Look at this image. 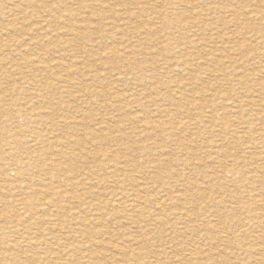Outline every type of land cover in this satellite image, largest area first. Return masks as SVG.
<instances>
[{
	"label": "rangeland",
	"instance_id": "rangeland-1",
	"mask_svg": "<svg viewBox=\"0 0 264 264\" xmlns=\"http://www.w3.org/2000/svg\"><path fill=\"white\" fill-rule=\"evenodd\" d=\"M0 228V264H264V0H0Z\"/></svg>",
	"mask_w": 264,
	"mask_h": 264
},
{
	"label": "bare ground",
	"instance_id": "bare-ground-1",
	"mask_svg": "<svg viewBox=\"0 0 264 264\" xmlns=\"http://www.w3.org/2000/svg\"><path fill=\"white\" fill-rule=\"evenodd\" d=\"M59 17V16H58ZM261 20H262V18H261ZM44 21V20H43ZM14 34V33H13ZM12 36V35H11ZM58 36V35H57ZM48 37H50V36H48ZM5 39H6V37H5ZM49 39V38H48ZM82 40V39H81ZM8 41V40H7ZM81 42V41H80ZM9 43V42H8ZM7 43V44H8ZM10 43H12V42H10ZM14 43H16V41L14 42ZM9 45V44H8ZM22 53V52H21ZM22 55V54H21ZM34 55V54H33ZM33 55H31V57L33 56ZM43 56V55H42ZM59 56V55H58ZM34 57V56H33ZM32 57V58H33ZM30 58V57H29ZM28 57H27V59H29ZM36 58V57H35ZM81 60V59H80ZM115 60V59H114ZM34 61V60H33ZM43 61V60H42ZM42 63V62H41ZM46 62H44V64H45ZM66 63V62H65ZM70 63V62H69ZM44 64H42V65H44ZM67 64V63H66ZM183 64V63H182ZM46 65V64H45ZM69 65V64H68ZM75 65V64H74ZM178 66V65H177ZM48 67V66H47ZM181 67V66H180ZM67 68H69L68 66H67ZM179 68V67H178ZM65 69V68H64ZM46 70H49V68L48 69H46ZM66 70H70V68L69 69H66ZM179 70V69H178ZM187 70H189V69H187ZM185 72V71H184ZM176 73H178V72H176ZM180 73H181V71H180ZM125 77V76H124ZM250 90V89H249ZM55 120L53 119V122H54ZM58 121V120H57ZM56 122V121H55ZM169 123L173 126V128H175V120L173 121V120H169ZM178 123H179V121H178ZM57 124V123H56ZM53 125V124H52ZM169 126V125H168ZM178 126V125H177ZM172 128V127H171ZM41 131V130H40ZM39 133V132H38ZM31 138H33L32 139V141L31 142H34L35 144H37V143H39L40 142V140H44V137L42 136V135H38V137H31ZM33 143V144H34ZM18 144V143H17ZM57 144V143H56ZM59 145V144H58ZM48 146V145H47ZM55 148V147H54ZM8 180V179H7ZM47 185V184H46ZM147 185V184H146ZM146 185H144V186H146ZM47 186H49V184L47 185ZM46 186V187H47ZM48 188V187H47ZM146 188V187H145ZM51 189V188H50ZM52 190V189H51ZM145 191V190H144ZM53 192V191H52ZM146 192V191H145ZM73 198V197H72ZM75 198V197H74ZM73 200V199H72ZM148 200H149V198H148ZM77 201V200H76ZM79 201V200H78ZM126 202V201H125ZM124 202V203H125ZM71 203H72V201H71ZM70 203V204H71ZM146 203V202H145ZM78 204V203H77ZM135 204V203H134ZM75 207H76V209H80V208H82V205L80 204L79 206H76L75 205ZM121 207V206H120ZM126 207V206H125ZM141 207H143V206H141ZM107 208V207H106ZM117 208V207H116ZM124 209V208H123ZM148 209V208H147ZM146 209V210H147ZM108 210V209H107ZM116 210V209H115ZM145 210V209H144ZM149 210V209H148ZM81 211V210H80ZM111 211V210H110ZM136 211V210H135ZM178 211H179V209H178ZM129 212V211H128ZM136 212H138V211H136ZM145 212H147V211H145ZM145 212H143L142 214H146ZM148 212H150V211H148ZM156 213H158V212H156ZM119 214V213H118ZM94 215V214H93ZM148 215V214H147ZM43 216V215H42ZM98 216V215H97ZM105 216V215H104ZM80 218V217H79ZM130 218V217H129ZM155 218V217H154ZM40 219V218H39ZM77 219V218H76ZM52 223H53V221H52ZM104 227V226H103ZM106 227V226H105ZM53 230V229H52ZM31 231V230H30ZM0 232L1 233H4V232H6L4 229H2V228H0ZM20 236V235H19ZM52 239H53V237H52ZM24 240V239H23ZM47 241H48V239H47ZM27 242V241H26ZM83 242V241H82ZM134 242V241H133ZM114 244V243H113ZM112 245V244H111ZM90 247V246H89ZM79 248V247H78ZM121 248V247H120ZM82 249V248H81ZM118 250V249H117ZM121 250H122V248H121ZM191 250V249H190ZM112 251V250H111ZM126 251V250H125ZM127 252V251H126ZM195 252V251H194ZM132 256V255H131ZM117 257V256H116ZM53 260V259H52ZM85 260V259H84ZM91 261V260H90ZM13 262H15L14 264H22L23 262H22V260L21 259H18V258H13V261H12V263ZM60 262H61V260H60ZM61 263H63V264H66V263H64V262H61ZM158 264V263H157Z\"/></svg>",
	"mask_w": 264,
	"mask_h": 264
}]
</instances>
